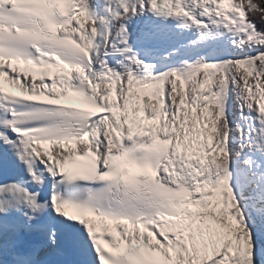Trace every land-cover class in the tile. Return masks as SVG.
Segmentation results:
<instances>
[{"label": "snow or ice", "instance_id": "snow-or-ice-1", "mask_svg": "<svg viewBox=\"0 0 264 264\" xmlns=\"http://www.w3.org/2000/svg\"><path fill=\"white\" fill-rule=\"evenodd\" d=\"M0 264H264V0H0Z\"/></svg>", "mask_w": 264, "mask_h": 264}]
</instances>
